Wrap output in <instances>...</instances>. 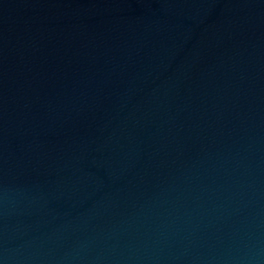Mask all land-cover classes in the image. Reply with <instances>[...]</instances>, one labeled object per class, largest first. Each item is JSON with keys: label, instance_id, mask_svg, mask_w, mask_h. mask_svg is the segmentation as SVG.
<instances>
[{"label": "water", "instance_id": "water-1", "mask_svg": "<svg viewBox=\"0 0 264 264\" xmlns=\"http://www.w3.org/2000/svg\"><path fill=\"white\" fill-rule=\"evenodd\" d=\"M0 264H264V0H0Z\"/></svg>", "mask_w": 264, "mask_h": 264}]
</instances>
